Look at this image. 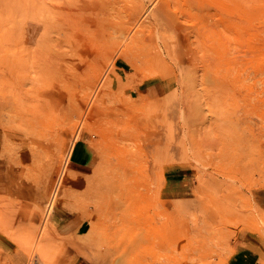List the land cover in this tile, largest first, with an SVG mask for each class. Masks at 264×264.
Instances as JSON below:
<instances>
[{"label":"rangeland","instance_id":"1","mask_svg":"<svg viewBox=\"0 0 264 264\" xmlns=\"http://www.w3.org/2000/svg\"><path fill=\"white\" fill-rule=\"evenodd\" d=\"M0 181V264H264V0H0Z\"/></svg>","mask_w":264,"mask_h":264},{"label":"crops","instance_id":"2","mask_svg":"<svg viewBox=\"0 0 264 264\" xmlns=\"http://www.w3.org/2000/svg\"><path fill=\"white\" fill-rule=\"evenodd\" d=\"M80 156V154H79ZM79 166V164H77ZM2 189V184L0 181V193ZM260 197L264 198V189H262L260 191ZM57 230L59 232L65 233L70 231L71 227H75V229H79L82 227V219L80 218H76L75 216L73 217L71 214H68L67 216L63 217L57 224ZM6 236L4 233H0V254H10L12 253L11 251H13L12 247L13 244L10 241L9 237ZM250 242V241H249ZM256 242V240H255ZM257 249L254 248V252H252V254L250 253L249 256L247 257L246 255H243V257L241 259L238 260V264H254L256 263V261L259 260L260 256L262 255V248L260 244H253ZM66 246V243H63L62 247L64 248ZM64 250V249H63ZM10 252V253H9ZM260 255H259V254ZM254 262V263H253ZM13 264L14 261L12 262ZM64 264H88L87 261H85V259H83L80 255H72L70 256Z\"/></svg>","mask_w":264,"mask_h":264},{"label":"bare ground","instance_id":"3","mask_svg":"<svg viewBox=\"0 0 264 264\" xmlns=\"http://www.w3.org/2000/svg\"><path fill=\"white\" fill-rule=\"evenodd\" d=\"M12 74V73H11ZM12 78V77H11ZM14 78V77H13ZM9 80H10V78H9ZM14 80H15V78H14ZM13 82V81H12ZM16 82H13V84H15ZM17 85H14V87H16ZM9 89V88H8ZM13 90H14V88H12ZM11 89V90H12ZM16 89H18V86H17V88ZM18 91H20V90H18ZM11 92V91H10ZM13 92V91H12ZM22 92V91H21ZM20 92V93H21ZM19 93V94H20ZM59 93H60V91H59ZM19 94H17V95H19ZM13 95H14V93H13ZM59 95V94H58ZM60 96H61V94H60ZM14 97V96H13ZM12 96H11V98H13ZM16 97V96H15ZM6 104V103H5ZM10 107V106H9ZM8 109V108H7ZM29 111V110H28ZM251 144H252V142H251ZM34 146V145H33ZM34 166V165H33ZM67 177V176H66ZM73 184V183H72ZM108 184V183H107ZM111 191V190H110ZM62 192V191H61ZM108 193V192H107ZM59 194V190L57 191V196H59L58 195ZM62 194V193H61ZM55 195H56V193H55ZM95 195V194H94ZM55 197V199L57 198L58 199V197ZM97 196H98V198L100 199V200H102L105 196H106V194L105 193H102V192H100V193H98L97 194ZM60 197V196H59ZM120 197L122 198V196L120 195ZM60 199V198H59ZM99 200V201H100ZM123 200V199H122ZM98 201V200H97ZM54 202V201H53ZM50 203V202H49ZM100 203H104L105 205H107V207L108 208H110L111 209V207H112V205H111V201L110 200H108L107 198L105 199V200H103L102 202L100 201ZM52 204V203H51ZM86 206V205H85ZM102 206V205H101ZM61 207V206H60ZM98 207V206H97ZM215 207V206H214ZM59 210V209H58ZM97 210H98V208H97ZM100 210V209H99ZM102 211V210H101ZM108 216V215H107ZM95 220V219H94ZM121 220H122V218H121ZM100 222V221H99ZM94 224H95V222H94ZM104 224H106V225H104ZM96 226V225H95ZM97 226H100V225H97ZM109 226H112L110 229V232H112V231H114L115 232V229L118 227V224L116 225V224H113V223H111V224H107V223H101V226H100V228H104V230H108V227ZM119 226L121 227V226H123V223H121V224H119ZM124 227V226H123ZM96 228V227H95ZM126 228V227H125ZM89 229H90V227H89ZM126 230H128V229H126ZM92 231V230H91ZM95 229H93V233L95 234ZM100 231V230H99ZM92 233V234H93ZM93 236H95V235H93ZM105 238V237H104ZM93 239V238H92ZM67 240V242L68 243H71V242H73V239L71 238V239H66ZM65 243V242H64ZM78 242H76V244H77ZM84 243V242H83ZM70 245V244H69ZM74 245H75V240H74ZM73 246V245H72ZM76 246V245H75ZM75 246H73L75 249H76V247ZM77 246L80 248V246L77 244ZM84 247V246H83ZM87 247V246H86ZM81 249V248H80ZM85 249V248H84ZM77 250V249H76ZM82 250V249H81ZM78 251H79V249H78ZM110 251V250H109ZM108 253H110V252H108ZM116 252H114V254H115ZM122 253V252H121ZM111 254V253H110ZM41 257H43V255H41ZM52 256H50V258H51ZM49 258V259H50ZM47 264H48V262H47ZM117 264V263H116Z\"/></svg>","mask_w":264,"mask_h":264}]
</instances>
